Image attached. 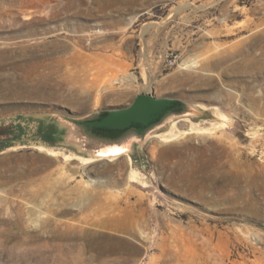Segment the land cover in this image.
<instances>
[{
	"label": "rangeland",
	"instance_id": "obj_1",
	"mask_svg": "<svg viewBox=\"0 0 264 264\" xmlns=\"http://www.w3.org/2000/svg\"><path fill=\"white\" fill-rule=\"evenodd\" d=\"M141 94L210 118L137 158L30 140ZM0 264H264V0H0Z\"/></svg>",
	"mask_w": 264,
	"mask_h": 264
},
{
	"label": "water",
	"instance_id": "obj_2",
	"mask_svg": "<svg viewBox=\"0 0 264 264\" xmlns=\"http://www.w3.org/2000/svg\"><path fill=\"white\" fill-rule=\"evenodd\" d=\"M26 118L39 124L30 140L67 148L91 160L140 157L151 137L181 120L210 118L209 113L183 100L141 94L127 107L96 110L80 117L37 114Z\"/></svg>",
	"mask_w": 264,
	"mask_h": 264
},
{
	"label": "bare ground",
	"instance_id": "obj_3",
	"mask_svg": "<svg viewBox=\"0 0 264 264\" xmlns=\"http://www.w3.org/2000/svg\"><path fill=\"white\" fill-rule=\"evenodd\" d=\"M193 63V62H192ZM190 65V64H189ZM186 66V65H185ZM193 66V65H192ZM191 67V66H190ZM195 67H196V64H195ZM185 68V67H184ZM189 67H187V69H188ZM192 125L193 126H191V129H190V132H196V131H201L200 130V128H199V126H196L195 124H193L192 123ZM177 125L174 123L173 124V127H174V131H173V133H171V134H169V135H162V137H163V139H165L166 141H171L172 142V140H174L176 137H177V133H176V130H178V129H176L177 127H176ZM202 129V128H201ZM157 137H159V136H157ZM87 160H89V159H87ZM91 161H95V160H91Z\"/></svg>",
	"mask_w": 264,
	"mask_h": 264
}]
</instances>
